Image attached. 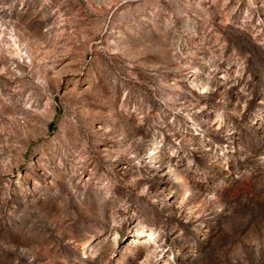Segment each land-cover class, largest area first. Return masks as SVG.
<instances>
[{"label": "rangeland", "instance_id": "1", "mask_svg": "<svg viewBox=\"0 0 264 264\" xmlns=\"http://www.w3.org/2000/svg\"><path fill=\"white\" fill-rule=\"evenodd\" d=\"M0 264H264V0H0Z\"/></svg>", "mask_w": 264, "mask_h": 264}]
</instances>
